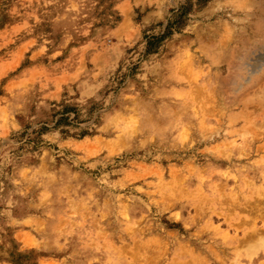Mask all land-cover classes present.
<instances>
[{"label":"rangeland","instance_id":"rangeland-1","mask_svg":"<svg viewBox=\"0 0 264 264\" xmlns=\"http://www.w3.org/2000/svg\"><path fill=\"white\" fill-rule=\"evenodd\" d=\"M0 264H264V0H0Z\"/></svg>","mask_w":264,"mask_h":264}]
</instances>
